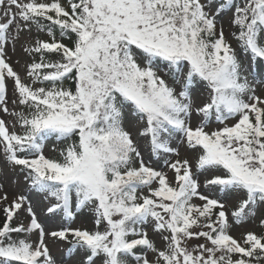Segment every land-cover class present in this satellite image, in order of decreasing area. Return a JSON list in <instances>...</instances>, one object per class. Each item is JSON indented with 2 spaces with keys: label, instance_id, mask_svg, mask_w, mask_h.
<instances>
[{
  "label": "snow or ice",
  "instance_id": "1",
  "mask_svg": "<svg viewBox=\"0 0 264 264\" xmlns=\"http://www.w3.org/2000/svg\"><path fill=\"white\" fill-rule=\"evenodd\" d=\"M261 73L264 0H0V264H264Z\"/></svg>",
  "mask_w": 264,
  "mask_h": 264
},
{
  "label": "rangeland",
  "instance_id": "2",
  "mask_svg": "<svg viewBox=\"0 0 264 264\" xmlns=\"http://www.w3.org/2000/svg\"><path fill=\"white\" fill-rule=\"evenodd\" d=\"M224 29H225V34L226 37L229 39V41L233 44V47L237 49V53L241 55V59L245 65L249 63V60L243 56L241 53V50L238 47V44H235L234 39L229 35L230 32V26L228 24L227 18L224 20ZM37 35H41L43 37V34H38L34 30L32 33H28L27 31L23 32L21 34L22 40L16 44L15 50L12 49L11 45H9L8 48V57H9V63L12 64L14 69L21 74V76H24V65L26 62L30 61V57L26 56L22 49H21V43H23L25 40H30L34 39ZM46 38V37H43ZM259 64V62H258ZM257 71H260V65L256 66ZM251 71V69H250ZM261 75H264V73H261ZM8 87H9V98H11V89H12V81H8ZM2 115V114H0ZM6 120H9L10 118L7 116L3 117ZM56 142L50 141L45 149V154L47 156L55 154L56 151H53V148H56ZM142 150H144V146L141 145ZM4 166V161L0 159V168ZM6 187L5 191L8 193L9 196V201L16 196L17 194H23L29 196V198L33 201L34 207L37 210V213L41 219V222L45 225L46 230H56L61 227L62 221L60 217H55V218H50L45 215L44 209L47 206V202L43 201L41 198L38 197V195L35 192H31L28 189L27 184L24 182L23 177H19L18 180L15 177L14 174H9V179L5 181ZM3 193H0L2 195ZM3 208V205H0V211ZM21 219H25V215L21 213ZM73 227H84L91 229L93 224H92V218L90 214H83L78 216V219L76 222L72 224ZM248 229H254L256 231H259L258 225H247L246 226ZM243 231V229L237 228L234 232L233 235L238 236L239 233ZM151 235V233H150ZM153 239H156L157 242L158 238L153 235ZM49 247L51 250V253L53 257L57 259L58 262H60L64 256H65V250L67 248V245L64 244L63 242H53L51 240L48 241Z\"/></svg>",
  "mask_w": 264,
  "mask_h": 264
},
{
  "label": "trees",
  "instance_id": "3",
  "mask_svg": "<svg viewBox=\"0 0 264 264\" xmlns=\"http://www.w3.org/2000/svg\"><path fill=\"white\" fill-rule=\"evenodd\" d=\"M57 144V143H56ZM62 145H56V148L58 149L59 147H61ZM58 156V151H56L55 152V154H53V156H49V157H52V158H56ZM3 209V208H2ZM2 209H1V211H0V223H2L3 222V219H4V217H3V211H2Z\"/></svg>",
  "mask_w": 264,
  "mask_h": 264
}]
</instances>
